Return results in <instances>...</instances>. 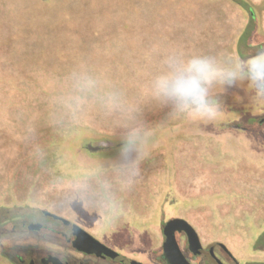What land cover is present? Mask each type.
Wrapping results in <instances>:
<instances>
[{"label":"rangeland","instance_id":"obj_1","mask_svg":"<svg viewBox=\"0 0 264 264\" xmlns=\"http://www.w3.org/2000/svg\"><path fill=\"white\" fill-rule=\"evenodd\" d=\"M247 1L253 7L251 12L233 0H0V178L13 177L19 158L21 201L29 188L43 189L49 199L55 200L52 181L62 168L67 176L94 162L79 155L82 136L88 133L114 139L120 138V133L98 117L77 129L58 131L49 127L47 96L53 86L73 66L86 63L109 81L134 93L148 80L161 53L173 47H182L188 53L229 51V38H235L233 53L242 58L239 52L242 41L264 40V0ZM250 47L252 51L254 46ZM218 91L224 105L228 104L224 101L238 99L232 95L238 94L234 87ZM16 110L18 116L14 114ZM168 112L158 107L145 111L144 119L152 136L159 137L149 153L161 143L167 144L169 138L178 140L183 134L195 133L215 138L220 149L214 150L218 154L212 155L211 163L222 159L229 164L241 163L244 157L259 161L264 155L251 153L250 143L243 137L206 132L202 122L170 118ZM7 121L12 123L13 132ZM15 123H20L19 132L14 130ZM30 125L36 127L37 141L48 154L39 166L30 155L31 140L26 136ZM98 159L103 162L101 157ZM42 169L49 173L45 179L46 171ZM260 170L259 179L264 176V169ZM200 179L194 181L191 193L180 198L173 189L175 172L169 159L159 220L156 214L147 220L132 216L131 230L162 234L163 210L176 212L193 206L201 213V208L213 207L219 195L209 196L211 181L203 175ZM259 182L264 184V178ZM246 200L241 207L242 221L250 229L237 233L244 238L248 232L255 235L246 250L263 261L264 255L255 249L257 243L264 242V211L251 198L246 196ZM21 205L15 206L22 208ZM4 207L0 206V211ZM80 224L93 226L88 222ZM222 224L228 230L236 228L225 220ZM100 225L104 230L112 227L110 223Z\"/></svg>","mask_w":264,"mask_h":264},{"label":"clouds","instance_id":"obj_2","mask_svg":"<svg viewBox=\"0 0 264 264\" xmlns=\"http://www.w3.org/2000/svg\"><path fill=\"white\" fill-rule=\"evenodd\" d=\"M247 81L257 99L264 100V48L241 59L229 51L188 53L173 47L159 55L148 80L130 93L86 63L73 66L47 96V124L54 130L77 129L93 117L120 133L116 158L110 165L94 161L52 181L56 199L43 189L29 188L21 207L26 223L16 231L18 241L70 243L68 235L81 222L115 223L124 213L123 196L139 181L149 157L152 130L144 115L149 107L166 108L170 118L217 122L223 113L220 91ZM30 155L39 166L47 158L30 125ZM54 264H63L62 248L49 247Z\"/></svg>","mask_w":264,"mask_h":264},{"label":"crops","instance_id":"obj_3","mask_svg":"<svg viewBox=\"0 0 264 264\" xmlns=\"http://www.w3.org/2000/svg\"><path fill=\"white\" fill-rule=\"evenodd\" d=\"M234 43L235 38H229V52H234ZM15 113L18 116V110L14 111ZM6 123L11 126L13 132L12 123L9 121ZM19 126L20 123L17 125L15 123L14 130L16 128L19 132ZM214 139L211 136L193 133L183 134L178 140L169 138L167 144L161 143L142 164V174L138 183L123 196L125 207L120 219L122 223L120 225L116 222L110 223L112 227L108 230H104L100 222L92 223L91 228L83 226L118 253L140 261H149L150 254L159 251L163 234L154 230L133 232L130 227L134 220L132 216L138 220H147L157 214L167 188L165 180L170 159L173 173L175 172L173 189L175 188L180 198L191 193L194 181L200 182L202 175L211 181L209 196L219 195L212 204L213 207L201 208V213L198 212V208L187 206L177 210L175 216L186 220L195 229L203 244L220 242L238 259H255L253 254L247 252L249 250L247 243L254 241L255 235L248 232L244 238L237 231L250 229L242 221L241 207L247 201L246 196L259 204L264 211V184L259 182L264 176L259 179L258 175L260 168L264 169V155L259 161L244 157L241 163L231 161L229 164L224 159L211 163L212 155H217L215 151L220 149ZM17 160L18 165L13 168V177L7 180L0 178V206H19L24 200L21 201L20 198V161L19 158ZM42 170L46 171L43 175L45 179L49 173L45 169ZM59 175H64L63 168ZM223 220L236 228L228 230L229 227L222 224Z\"/></svg>","mask_w":264,"mask_h":264},{"label":"flooded vegetation","instance_id":"obj_4","mask_svg":"<svg viewBox=\"0 0 264 264\" xmlns=\"http://www.w3.org/2000/svg\"><path fill=\"white\" fill-rule=\"evenodd\" d=\"M250 46H254L252 51ZM241 59H245L253 55L259 48H264V40L259 42L242 41L240 44ZM237 91L232 94L238 97L237 100L224 101L223 113L221 118L215 123H203L202 126L206 130L214 131L215 133H225L231 137H243L249 141L250 152L264 154V100L257 99L247 81H242L233 86ZM198 125V124H197ZM199 128H201L202 126ZM167 197V196H166ZM166 198L163 202L165 204ZM159 220V210L157 211ZM162 227L164 220L171 218V209L162 211ZM173 217H176L173 214ZM26 216L23 208L16 206H5L4 210L0 211V262L6 264H54L49 255L48 248H62L65 255L63 256V264H137L133 261H138L144 264H168L164 256L163 244L165 235L163 234L162 244L158 252L150 254L149 261H140L137 258H130L118 253L116 256L111 255L106 251L99 253H87L77 248L78 246L89 247L90 239L85 235L74 231L68 235L70 243L65 246L58 242H41L33 237L30 240L18 241L16 231L26 223ZM165 221V222H166ZM92 236L100 240L91 231L79 224ZM181 249L189 261V264H264V260H241L236 258L233 253L222 243L214 242L203 244L200 240V245L190 247L187 241V236L184 232L177 233ZM104 245L114 249L108 243L100 240ZM115 250V249H114ZM257 252L264 255V242L256 244Z\"/></svg>","mask_w":264,"mask_h":264},{"label":"water","instance_id":"obj_5","mask_svg":"<svg viewBox=\"0 0 264 264\" xmlns=\"http://www.w3.org/2000/svg\"><path fill=\"white\" fill-rule=\"evenodd\" d=\"M203 128V127H202ZM196 130V129H195ZM203 131H209L203 128ZM159 140L156 135L152 136L149 151L152 149ZM97 142V144H92ZM120 138L106 139L103 136H97L93 134L85 133L79 142V155L87 159L97 161L98 157H101L104 163H112L116 158L119 150ZM174 209H171V218L166 221L164 220L163 227L161 226V231L165 235V241L163 244L164 256L168 264H189L188 259L183 253L179 240L177 238V233L184 232L187 236V241L190 247H197L200 245V240L195 229L184 219L173 217ZM166 221V222H165ZM79 233L85 235L90 239L91 245L89 247L78 246L77 248L81 251L87 253H99L101 251H106L113 256H116L118 252L102 243L100 240L92 236L85 229L79 226ZM144 264L138 261H133V263Z\"/></svg>","mask_w":264,"mask_h":264},{"label":"trees","instance_id":"obj_6","mask_svg":"<svg viewBox=\"0 0 264 264\" xmlns=\"http://www.w3.org/2000/svg\"><path fill=\"white\" fill-rule=\"evenodd\" d=\"M233 1L238 3L241 7H243L244 9H246L249 12H251V10H253V7L251 6V4L247 0H233Z\"/></svg>","mask_w":264,"mask_h":264}]
</instances>
